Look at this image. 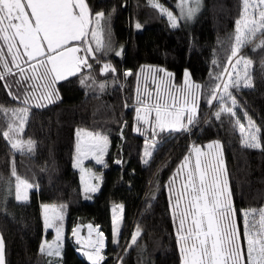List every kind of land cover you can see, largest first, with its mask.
<instances>
[{"label":"trees","instance_id":"trees-1","mask_svg":"<svg viewBox=\"0 0 264 264\" xmlns=\"http://www.w3.org/2000/svg\"><path fill=\"white\" fill-rule=\"evenodd\" d=\"M85 3L86 19L91 21L88 27L97 28L98 38L111 49L97 55L116 71L101 75L102 63L88 57L91 70L84 68L52 86L58 94L55 102L28 107L24 129L18 135L14 129L18 121L11 111L7 117L0 112V234L5 264H87L68 240L76 223L90 224L104 233L106 250L101 264H181L167 185L193 145L221 143L238 218L242 210L257 212L264 207V47L245 45L242 55L251 61V86L230 88L243 121L250 119L260 130L257 135L262 148H246L237 118L222 113L217 120L214 113L219 110V101H213V106L207 102L215 86L221 84L231 57L242 0H201L195 18L177 27H171L149 0ZM97 13H104L99 25ZM258 34L255 45L264 40V34ZM88 40L92 41L90 33ZM0 46L7 56L2 41ZM116 51L121 55L116 56ZM8 61L11 63V57ZM150 67L171 72L177 83L187 70L200 86L198 110L188 134L159 131L151 141L134 134L136 108L142 100L139 86L145 79L142 74L152 71ZM12 71L17 74L0 80V108L8 110L22 107L21 101L29 95L26 88H32L24 87L27 82L17 83L19 70L13 67ZM125 72L132 73L126 81ZM99 83L105 84L103 90ZM81 130L107 137L109 144L103 165L95 168L99 188L90 200L85 199L79 172L73 168L77 132ZM5 131H9L8 139ZM13 136L31 141V151L15 153L8 142ZM145 142L153 143L147 163L142 160ZM13 169L33 187L27 202L15 203L3 195L2 186L11 179ZM41 205H53L62 214L58 224L64 222L65 237L57 262L41 252L43 240L50 238V233L44 232ZM117 205L122 206L117 208L121 222L114 239L111 210ZM137 229L140 235L132 243Z\"/></svg>","mask_w":264,"mask_h":264},{"label":"snow or ice","instance_id":"snow-or-ice-1","mask_svg":"<svg viewBox=\"0 0 264 264\" xmlns=\"http://www.w3.org/2000/svg\"><path fill=\"white\" fill-rule=\"evenodd\" d=\"M152 7L158 9L162 15H166L172 27H177V18L171 11L164 8L156 2L149 0ZM199 0H180L179 7L181 18L191 19L197 11ZM249 7L255 8L259 12L258 18L253 16L251 19L246 17ZM88 11L85 0H0V41L7 47V56L4 54L3 46H0V80H4L6 75H16L12 71L13 67L19 70L20 79L17 83L23 84L28 81L44 80L46 95L37 99H46L52 101L58 98L52 85L61 79H65L68 75H75L84 68L92 69L88 57L102 63L100 74L105 75L108 72L115 73L116 69L109 62L100 59L97 53L106 54V50H111L110 45L98 38V29L89 28L91 23L86 19ZM30 12V14H29ZM104 17V13L96 14V23L99 25L100 20ZM243 21V28L241 24ZM236 45L232 47L230 62L232 57H237L240 48L247 43H253L254 47H264V40L259 45H255V37L257 32L264 34V0H244V14L242 19L236 21ZM140 25L137 24V28ZM89 33L92 41L88 40ZM74 41L80 42L79 45H73ZM93 41L95 47H92ZM87 45V47H84ZM23 49V52L20 51ZM84 55H79L82 52ZM116 56L121 55V51L115 52ZM11 57V63L8 61ZM24 57H27L25 60ZM27 64L31 70L29 71L21 66V61ZM215 63V61H213ZM243 65V76L238 65ZM251 65V61L242 55L235 60L232 68L236 71L233 78L229 73V79L222 84H217L208 99L209 106H213V101H219V110L216 111L215 117L221 119L222 113H230L235 116L233 109L236 107V99L233 97L230 88H239L241 80L245 87L251 86V78L247 71ZM43 69L41 72L40 70ZM156 72L164 73L166 77L171 78L172 74L166 72L165 69H155ZM125 72V76L131 75ZM185 89L183 104L177 108L176 98L172 97L173 103L170 105L168 99L163 96V91L169 87V80L164 77L159 78L157 86V96L155 103L151 102V94L148 100H141V107L136 108L137 122L147 124L155 135V129L158 127L160 131L187 130V125L194 122L195 113L198 107V97L192 91L199 88V85L190 84L189 74L185 72ZM50 78V79H49ZM219 79V78H218ZM84 83V80L81 81ZM95 83V81H94ZM104 83H99V88L103 90ZM222 89V91H221ZM13 99L18 97L13 96ZM230 101L231 106H228ZM31 99L29 95H25L23 103L29 104ZM11 111L12 118L20 121L23 126L24 119L27 116L28 109H3L7 117V113ZM155 112V120L148 119L150 113ZM141 113H144L142 115ZM184 114H186L187 124L183 123ZM237 124H240L237 120ZM13 125L9 123V131ZM9 131L4 132V137L9 138ZM136 131L141 132L139 126ZM147 129L142 132L145 134ZM260 130L256 128L249 119L248 128L240 124V132L242 136V146L246 148L259 149L262 148L257 133ZM78 137L80 132L77 133ZM85 136L92 137V133H84ZM108 143L107 137L96 135L93 139L81 146L77 143V152L84 157L92 154L96 158L97 163H102V159L95 154L100 155L106 149ZM13 143L12 147L16 148ZM31 151L32 142H28ZM206 147L211 150L220 149L219 142L208 144ZM192 152L195 154L194 166L190 163L191 156H185L184 162L178 169V174L184 176V182L179 193L175 198V206L173 208V218L179 221L177 229V243L180 246L181 264H264V208L259 209V228L252 224L251 218L253 213L244 211V230L243 240L247 244V255L245 256L240 246L241 233L238 230L236 217L237 213L232 203V193L229 188L226 170L219 152L209 151L203 152L200 147L193 145ZM149 150H145V156H151ZM205 159H201V157ZM82 163V160L79 161ZM144 160V163H147ZM77 166L74 164V167ZM15 175V169H13ZM16 199H27V190L32 187L27 181L16 177ZM175 183L173 178L172 185ZM170 185V191L173 186ZM85 191H96V186L86 188ZM48 206H45L47 208ZM122 207L120 205L115 206ZM254 211V210H253ZM62 219L58 214L52 216L45 215V228L54 227L57 232V240L60 238V227L56 221ZM113 237L118 236V218L113 210ZM92 229V226H88ZM76 230H73L75 235ZM103 236V233H99ZM140 235L139 229L131 237L132 243H135ZM51 245L48 248L51 249ZM48 251L49 256L59 255V251ZM93 252H85L91 264H99L103 259L100 255L103 242H99V246L93 245ZM45 245H41L43 253ZM0 264H5L4 242L0 238Z\"/></svg>","mask_w":264,"mask_h":264},{"label":"rangeland","instance_id":"rangeland-1","mask_svg":"<svg viewBox=\"0 0 264 264\" xmlns=\"http://www.w3.org/2000/svg\"><path fill=\"white\" fill-rule=\"evenodd\" d=\"M168 1H169V3L166 4V3H160V2H158L156 0L157 3H159L164 8L168 9L169 11H171L173 13V15L177 18V26L180 25V23H182V22H191L201 10V0H199L197 11L192 16V18L191 19L181 18V12H180V7H179L180 0H168ZM154 9L158 12V14L160 16L165 18L167 20L168 24L171 26L168 17L166 15H162L161 12L158 9H156V8H154ZM241 10H242L241 11V15H240V18L238 20H241L242 19V14H244V0H242ZM29 14H30V12H29ZM245 15H246V17L248 19H251L253 16L258 18L259 12L256 11L255 8L249 7L248 11H247V13ZM91 28H93V27H91ZM241 28H243V21H242V24H241ZM236 29H237V24L235 25V37H236V34H237ZM98 33H99V30H98ZM258 33H260V32L256 33L255 41H258V39H259V37L257 36ZM90 36H91V34H90ZM74 42H77V41H74ZM247 44H250V43H247ZM247 44H245V45H247ZM73 45H79V44H74L73 43ZM235 45H236V40L234 41V45L233 46H235ZM245 45L240 48V52H239L237 57H232L231 62L229 60V62L227 64V67H226V69L224 71L221 84L223 82L228 81L229 73H231L233 78L235 77L236 71L232 68V64H234L235 60L237 58H239L240 55H242L243 48L245 47ZM252 45H253V43H252ZM20 51L23 52V49H20ZM78 54L79 55H84L83 51L78 53ZM24 59L26 60L27 57H24ZM21 64H24L23 60L21 61ZM249 67L247 69L248 72H249ZM237 68L241 70V75L243 76V68H244V66L241 64V65H238ZM26 69L29 71V74L31 75V70L29 69L28 66L26 67ZM148 69H152V71H150V70L147 71L146 70L147 72L142 74V79L143 78H145V79L142 81V84H140V86H139V93L142 96L141 99L145 100V101L148 100L149 94H151V102L155 103L156 96H157V86L159 84V78L160 77H164L165 79L169 80V87L163 91V96L168 99V102H169L170 105L173 103L172 97H175L176 98V106H177V108L181 107L182 104H183L184 92H182L181 89H185V79H186L185 72H187L189 74V77H188L189 83L190 84H194V85H198L197 83H195L192 80V78L190 76V73L187 70L184 71V74H183V77H182V81L180 83H177L175 81L174 76H173V74L171 72H169V73H171L172 76H171V78H168V77L165 76L164 73L156 72L155 71V67H150ZM157 69H159V68H157ZM40 71L42 72L43 69H41ZM166 72H168V71H166ZM124 75H125V73H124ZM71 76H74V75H68L65 79H67V78H69ZM127 77L124 76L123 80L126 81ZM19 79H20V77H19ZM65 79L58 80L55 83L60 82V81L65 80ZM30 83H32V84H30ZM30 83L27 82L24 85V87L26 85L27 86H32V88H30V89L26 88V92L29 93V97L31 99V102L29 104L25 105L23 103V101H21L23 106L22 107H18V109L19 108H25V107H27V109H28L29 106H44L46 104H51V103L55 102V100L57 98L53 99L52 101H49V100H46V99H42V98L41 99H37V98L42 97V95H46L45 84L47 83V81L35 80V81H30ZM241 86H244L243 80H241L240 87ZM192 91L197 95L198 103H199V88H194V89H192ZM221 91H222V89H221ZM228 106L229 107L231 106L230 101L228 102ZM197 110H198V107H197ZM197 110H196L195 116L197 114ZM233 111L235 112V117L237 118V120H239L240 124L244 125L245 129L247 130L249 121H243V119L239 115L238 110H237L236 107L233 109ZM141 114L144 115V113H141ZM27 115H28V112H27ZM136 117H137V113H135V118H134V122H133V132H134V134H137V135H139L141 137H144L146 139V141H151L154 138V134H153L152 130L148 127L147 124H144L142 122L139 123V125H138ZM26 118H27V116H26ZM26 118L24 119L22 127L20 126V121L17 120L18 124H16V126L14 127V129L16 131V135L20 134L21 131H23ZM148 119H150L152 121L155 120V112L154 111H152L150 113V115L148 116ZM182 122L187 124L186 114H184V119H183ZM137 126H139V128L141 129V132L136 131ZM189 126L190 125H187V130H182V131H184V132H186L188 134L190 132ZM145 129H147L146 133L142 134V132H144ZM159 131H160V129L157 127L155 129V134L157 132H159ZM79 132H80V135H79V137L77 135V143L80 142L81 146H83L84 144L89 143L93 139V137L96 136V134H93L92 137L85 136L84 133H91V132H86V131H83V130H81ZM239 132H240V129H239ZM240 134H241V132H240ZM8 142L11 145V147H12L13 143H15L17 145L16 148L12 147V149H13V151L15 153H24V154H26V153L30 152L29 147H28V143L25 140H23L22 138H20L19 136H13V138L9 139ZM215 142H219V141H213V142L207 143V144H205L203 146H197V147H200L203 150V152H205V153H207L209 151H212L214 153L215 152H219L220 153V158L222 159L223 165H224V168H225L224 156H223L221 143L219 142L221 147L218 150L215 149V147L213 149H211V150H209L206 147V145L214 144ZM108 149H109V144L107 143L106 149H105V151L103 152L102 155H100L99 153L95 154L96 156H99L100 159H102V161H103L102 163H97L95 156L92 155V154H89L87 157H84V156H82L81 154H79L77 152V160L74 163L77 166L74 167V165H73V168L76 171L79 172L80 181H81V188H82V191L84 192L86 200H90L89 198L93 194H95L97 192L98 188H99V180H98L97 175L95 174V168L99 167L100 165H103V163L105 161V158L108 155ZM146 149L149 150L152 153L153 152V143L145 142V145H144V148H143V152H142V160L143 161L144 160L148 161L149 158H150V156L149 157L145 156V150ZM187 156H191L190 163L194 166L195 154L192 152V150L190 151V153ZM201 159H205V157L202 156ZM80 160H82V163L79 162ZM183 162H184V160L182 161V163ZM181 164L179 165L178 169H180ZM16 177H17L16 174L15 175L12 174L11 179H9L8 181L4 182V184L2 186L3 195L7 199H10V200H12L15 203L27 202L29 200V193L33 189V187H31V188H29L27 190V199L17 200L16 199V183H17ZM174 177H175V183H174V185H172ZM183 182H184V176L182 174H178V170H177L175 172V174L172 176V179H171L170 183L167 185V193H168V197H169V201H170V210H171L172 218H173V208L175 206V198H176V195L179 193ZM170 185L173 186V188H174L173 191H170ZM91 186H96V191H85L86 188H90ZM45 206H48V207L45 208ZM114 208H115V213H116L117 218H118V232H119V227H120L119 225H120V222H121V217H120L119 212H121V211H119L117 209V207H112V210H111L112 218H113V210H114ZM119 208H120V210L122 209V207H119ZM40 211H41V215H42L44 232L45 233H50V236H49L50 238L49 239H44L43 242H42V245H45L44 253L46 254L48 251H55V250H57V246H59L58 247V251L60 253L59 255L49 256V255L46 254L53 262H57V260L61 257L62 248H63V241H64V237H65L64 222L58 224V221L59 220L61 221V219L56 221V224L60 227V238H59V240H57L56 229L54 227L45 228L44 218H45V215L52 216L54 213L58 214L59 216L62 217V214L58 213V211H60L59 208H56L53 205H41L40 206ZM244 211H249V210H242L241 214H240V218H238V216L236 217V223H237L238 230L241 233L240 246L242 248V251H243L244 255L246 256L247 255V244L243 240V230H244L243 212ZM250 212L253 213V216H252L250 222L252 224H254L256 226V228L258 229L259 228V211H257V212L256 211H250ZM173 223H174L175 235L177 237V229L179 227L178 219L174 220V218H173ZM112 229H113V224H112ZM48 245L52 246L51 249L48 248ZM178 250H179V255H180V258H181V252H180V246L179 245H178ZM104 260H105V255H104Z\"/></svg>","mask_w":264,"mask_h":264},{"label":"built area","instance_id":"built-area-1","mask_svg":"<svg viewBox=\"0 0 264 264\" xmlns=\"http://www.w3.org/2000/svg\"><path fill=\"white\" fill-rule=\"evenodd\" d=\"M89 225L90 224L76 223L71 227L68 233V240L73 247L75 254L87 264H91V262L84 253L93 252V245L99 246V242L102 241L103 247L101 248L100 255L103 259L99 261V264H101L104 260V252L106 250V237L99 228L91 225L92 229L90 230L88 227ZM74 229L76 230L75 235L73 234ZM99 233H103V236H100Z\"/></svg>","mask_w":264,"mask_h":264},{"label":"water","instance_id":"water-1","mask_svg":"<svg viewBox=\"0 0 264 264\" xmlns=\"http://www.w3.org/2000/svg\"><path fill=\"white\" fill-rule=\"evenodd\" d=\"M0 238H2L1 234H0ZM3 239V238H2ZM4 242V241H3ZM4 250H5V244H4Z\"/></svg>","mask_w":264,"mask_h":264},{"label":"crops","instance_id":"crops-1","mask_svg":"<svg viewBox=\"0 0 264 264\" xmlns=\"http://www.w3.org/2000/svg\"><path fill=\"white\" fill-rule=\"evenodd\" d=\"M119 214L121 215V213L119 212Z\"/></svg>","mask_w":264,"mask_h":264}]
</instances>
